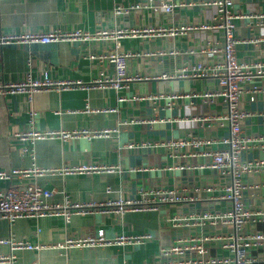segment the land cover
Instances as JSON below:
<instances>
[{
  "label": "crops",
  "instance_id": "1",
  "mask_svg": "<svg viewBox=\"0 0 264 264\" xmlns=\"http://www.w3.org/2000/svg\"><path fill=\"white\" fill-rule=\"evenodd\" d=\"M212 0H0V32H43L76 29L94 33L121 28L199 27L217 21ZM176 3L172 13L157 6ZM139 5L126 15L117 16V6ZM155 7V8H154ZM236 17L235 56L239 62L264 64V0H232ZM263 16V17H259ZM222 41L216 29H188L174 36L124 38L112 41L30 43L0 46V84L32 81H70L89 85L96 79L113 77L114 66L100 63L99 57L113 52L132 54L126 61V73L138 77L121 88L89 87L50 89L32 93L0 94V171L77 166H114L116 170L69 175L47 174L31 180L51 191L47 203L101 202L106 198L142 199L157 191L172 192V201L158 203L155 209L115 214L72 215L17 219L12 224L0 219V240L12 237L40 250H12L0 243V255H12L13 264H161L160 249L181 241L201 240L204 260L232 259L217 237L235 234L233 225L213 226L196 223L193 217L230 210L221 199L222 189L231 178L222 177L207 165L204 152L226 149L222 140L229 135L224 119L227 106L220 96L209 100L194 97L217 92L214 79L178 77L182 69L214 58L200 51ZM173 51V55H158ZM143 53H156L145 56ZM162 76L170 78L163 79ZM264 88V75L245 82L241 88ZM177 95L170 101L167 96ZM158 96V99L152 97ZM244 94L238 108L248 115L240 123V133L248 140L240 155L242 162L264 161V94ZM87 130L111 131L108 137L21 140L17 134L28 131ZM171 140H198L204 145L180 150L161 147ZM155 144L154 147L128 148V144ZM33 157V158H32ZM203 166V168H200ZM184 167L185 169H178ZM27 179L0 180V190L23 185ZM245 208L264 213V171L243 177ZM109 188L110 192L107 193ZM212 188V191H207ZM151 198V197H150ZM178 198V200H175ZM178 220L173 222V219ZM176 224V225H175ZM112 239L122 234L149 233L144 244L106 247L60 246L68 239L93 237L98 230ZM264 232V222L251 223L245 231ZM264 251L252 256L260 259ZM173 264L199 263L189 251L171 257ZM7 264V263H4ZM226 264H233L232 262ZM253 264H263L255 262Z\"/></svg>",
  "mask_w": 264,
  "mask_h": 264
},
{
  "label": "built area",
  "instance_id": "2",
  "mask_svg": "<svg viewBox=\"0 0 264 264\" xmlns=\"http://www.w3.org/2000/svg\"><path fill=\"white\" fill-rule=\"evenodd\" d=\"M216 8L217 21L212 24H206L199 27H181L180 29L164 28V27H143V28H121L113 27L111 29H103L88 33L79 29L73 31H61L52 29L46 33L43 32H21V33H1L0 32V46L6 45H26L30 43L48 44L59 42H80L88 41H112L117 44L124 38H155L161 36H174L180 31L188 29H216L221 32L222 41L217 42L209 48L202 49V55L214 58L211 62H197L189 70L182 69L178 77H195V78H212L218 86L217 92H203L195 94L194 97H199L204 100L212 99L220 96L227 106V115L224 119L229 123V135L222 140L226 145V149L216 151H206L204 156L210 159L209 168L218 172L222 177L227 176L231 178V182L222 189L221 199L227 200L230 203V210L228 212L218 213H204L200 216L193 217L196 223H208L213 226H227L233 225L235 227V234L223 235L217 237L222 242V247L229 250L233 254V258H213L204 260L205 247L201 240H190L188 244H177L170 248L160 249L161 264H173L171 257L173 255L180 256L185 252L193 251L198 255L199 263L205 264H226L232 262L233 264H253L255 262H262L264 264V253L260 259L252 256V252L256 250L264 251V232L258 230L245 231L251 223L264 222V213H254L248 211L243 202V193L245 185L243 184V177L246 174H251L257 171H264V161H247L242 162L240 155L246 147L248 140L242 137L240 133V123L248 115L238 108V103L244 94H250L249 100L253 101L256 95L263 93L264 88L253 86L243 89L241 85L245 82H251L257 77L264 75L263 63H245L239 62L235 56V46L237 40L234 35L235 25L234 18L236 17L231 12L232 0H212L208 3ZM139 5L130 7L117 6L114 13L117 16L126 15L130 10L139 8ZM165 13H172L177 7L176 3H163L157 6ZM155 8V7H154ZM260 18L263 16H259ZM173 55V51H161L158 55ZM145 56H156V53H143ZM132 54L113 52L108 55H101L95 57L90 55L92 59H98L100 63L109 62L114 66L115 74L111 78L96 79L89 85L80 82L70 81H50L45 79L43 81H32L27 79L20 83H5L0 84V94L25 93L29 96L43 90H62L74 87L89 88V87H114L121 88L122 84L138 80V77H130L126 73V61ZM163 79L170 78L162 76ZM158 96L152 99H158ZM177 95L167 96V99L173 101L177 99ZM111 131H87V130H46L43 132L28 131L23 134H17L21 140L29 139L31 143L36 140L43 139H58L61 141L74 140L78 138H100L108 137ZM193 146L199 148L204 145V142L193 140H171L162 143L161 147L169 150H180L185 146ZM155 144H128V148L136 147H154ZM33 158V157H32ZM203 168V166H200ZM178 169H185L178 167ZM116 170L114 166H77V167H61L55 169H43L36 166H31L27 169H12L10 171H0V180H11L13 177L20 179H27V183L9 187L5 190H0V219L6 220L12 224L17 219H36L47 216H62L68 222L72 215H86V214H115L123 215L127 212H136L142 210L155 209L160 202L172 201V192L157 191L156 193H149L150 196H144L142 199H123V198H106L101 202H73L65 199L63 203H47V199L51 197L52 193L49 190L42 188L35 184L31 178L40 177L47 174L69 175L82 174L90 172H107L111 173ZM207 191H212L208 188ZM109 188L107 193H109ZM151 197V198H150ZM178 200V198H175ZM178 220L188 219H173V222ZM176 225V224H175ZM152 236L149 233L143 234H122L115 236L112 239L105 237L103 230H98L93 237L68 239L62 246L68 247H106L111 245H138L144 244L151 240ZM2 244H8L12 250L31 249L40 250L44 248L43 245H32L26 241H18L12 237L0 240ZM14 257L12 255H0V264H13Z\"/></svg>",
  "mask_w": 264,
  "mask_h": 264
}]
</instances>
